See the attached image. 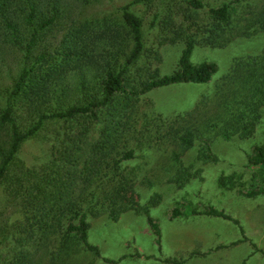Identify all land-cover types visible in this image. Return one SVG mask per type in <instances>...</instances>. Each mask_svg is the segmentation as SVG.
Instances as JSON below:
<instances>
[{
  "label": "trees",
  "instance_id": "16d2710c",
  "mask_svg": "<svg viewBox=\"0 0 264 264\" xmlns=\"http://www.w3.org/2000/svg\"><path fill=\"white\" fill-rule=\"evenodd\" d=\"M97 2L0 0V73L7 52L19 53V68L0 104V264H94L96 259L117 264L125 257H102L88 242L90 220L116 222L130 212L147 216L160 249V230L149 210L162 197L154 193L141 205L138 178L143 176L139 183L149 187L167 183L182 189L201 173L185 164L188 151L196 149L197 161L215 164V139L252 137L260 123L264 47L232 60L213 97L198 100L169 122L151 121L140 108L155 89L210 83L218 67L191 63L193 49H223L264 34V0H133L99 21L72 20L75 4ZM135 5L145 8L142 15L132 9ZM177 44L182 51L171 74L150 69L161 62L162 47ZM50 125L56 126L44 160L27 166L18 156L22 145ZM157 153L163 155L160 162ZM246 166L264 169V145L253 148ZM217 183L226 187L223 176ZM263 194L264 187L239 191L248 199ZM188 215L232 222L242 239L230 246L248 242L259 251L239 221L223 210L181 204L170 212L171 219ZM224 247L192 250L187 259Z\"/></svg>",
  "mask_w": 264,
  "mask_h": 264
},
{
  "label": "rangeland",
  "instance_id": "374dc122",
  "mask_svg": "<svg viewBox=\"0 0 264 264\" xmlns=\"http://www.w3.org/2000/svg\"><path fill=\"white\" fill-rule=\"evenodd\" d=\"M132 1L99 0L87 6L75 4L71 18L76 22L99 21L107 15H117L119 8ZM261 1L249 0L250 3L255 4ZM165 2L167 0H163V3ZM132 9L141 15L145 11V8L140 5L132 6ZM238 10L242 11L243 6ZM145 36L148 40L150 39L149 32H146ZM263 47L264 34L236 40L223 49L195 47L190 55L191 63H215L218 67L211 82L206 85H176L155 89L143 98L145 101L143 100L141 105L143 108L140 109L146 111L151 121H158L160 117L167 122L171 121L176 113L193 109L198 100L213 97L220 78L228 72L232 60L258 54ZM181 51L180 44L162 47L159 51L161 62H153L150 69L158 68L160 75L171 74L177 66ZM12 52H7L5 65L1 67L0 104L6 99V89L11 87V78L15 76L19 68V53ZM143 104L147 108H144ZM54 126H48L38 137L22 145L18 156L27 166H37L42 163L51 141L50 138L54 136L52 130ZM260 145H264V108L260 123L252 137L245 139L232 137L227 141L219 137L212 142L211 148L218 158L217 163L203 164L202 161L195 159L196 149L188 151L183 156L185 164L191 165L193 170H201V173L184 188L177 189L167 183L149 187L139 183L143 176L138 178L137 191L141 195L139 201L141 205L145 204L154 193L162 197L161 202L149 210V216L160 230V249L155 244L156 236L148 226L147 216L136 215L132 212L123 214L116 222L105 219L90 220L88 242L98 247L102 257L110 260L125 257L118 262L119 264H167L162 262L166 258L185 259L184 264H224L225 262L226 264H240L243 261L245 264H264V258L259 252H264V194L256 199H248L239 195V191L245 192L264 187V169L246 166L247 156L252 153L254 147ZM144 151L148 155L152 154V151ZM142 153L139 152L138 155ZM157 156L160 158L159 162L162 161L163 155L159 156L157 153ZM220 176L224 177L225 188L218 186L217 181ZM1 200L2 189L0 188V203ZM181 204L196 210H201L204 204L223 210L239 221L244 236L259 251H255L248 242L230 246L231 242L242 237L240 229L230 221L199 215L171 219V210ZM217 244L227 245L226 251L222 249L212 251L204 258L193 261L187 259L188 251L207 252L209 249H214ZM136 253L145 256L151 254L153 259L156 258L160 263H155L151 259L140 263L138 259L131 258V254ZM3 254L0 253L1 256ZM94 264L111 263L96 259Z\"/></svg>",
  "mask_w": 264,
  "mask_h": 264
},
{
  "label": "crops",
  "instance_id": "0c3cea01",
  "mask_svg": "<svg viewBox=\"0 0 264 264\" xmlns=\"http://www.w3.org/2000/svg\"><path fill=\"white\" fill-rule=\"evenodd\" d=\"M258 197V196H257ZM257 197H255V199L257 198ZM226 221V220H225ZM241 239V238H240ZM219 245H223V246H225L224 248H221L222 250H225L226 251V249H227V245H225V244H217V246H219ZM238 245V244H237ZM216 246V247H217ZM236 246V245H235ZM215 247V248H216ZM221 249H219V251L221 250ZM198 251H200V252H202V253H204V252H206V251H203V250H198ZM188 252H190V251H188ZM137 254V253H136ZM179 254V253H178ZM135 255V254H134ZM152 257V255L151 254H148V255H141V254H139V257H135V256H132V254H131V258H133V259H138L139 261H140V263H142L143 262V260H146L147 259V257ZM202 258H204V257H196V258H192L191 260L193 261V260H196V259H202ZM151 260H153L155 263H160V261L159 260H157L156 258L155 259H153V257L152 258H150ZM116 261V260H115ZM146 262V261H145ZM119 264V263H118ZM133 264V263H132ZM224 264H226V262L224 263Z\"/></svg>",
  "mask_w": 264,
  "mask_h": 264
}]
</instances>
